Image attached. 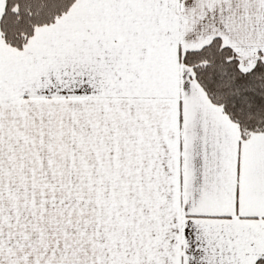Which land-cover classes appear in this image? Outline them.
<instances>
[{
  "label": "snow or ice",
  "instance_id": "snow-or-ice-1",
  "mask_svg": "<svg viewBox=\"0 0 264 264\" xmlns=\"http://www.w3.org/2000/svg\"><path fill=\"white\" fill-rule=\"evenodd\" d=\"M0 264H264V0H0Z\"/></svg>",
  "mask_w": 264,
  "mask_h": 264
}]
</instances>
